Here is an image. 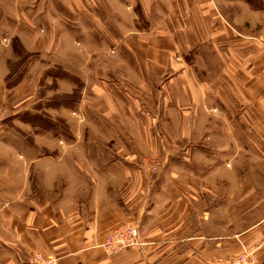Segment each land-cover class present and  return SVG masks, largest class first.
Wrapping results in <instances>:
<instances>
[{"label": "rangeland", "instance_id": "obj_1", "mask_svg": "<svg viewBox=\"0 0 264 264\" xmlns=\"http://www.w3.org/2000/svg\"><path fill=\"white\" fill-rule=\"evenodd\" d=\"M230 1L235 3L232 9L226 2L217 7L220 13L225 12L223 17L208 6L214 11L213 17L209 16L211 24L203 21L200 25L181 13L180 0L172 7H164L162 0H122L124 7L116 10L112 2L113 10L107 7V13L119 16L123 24L127 13L134 16L133 26L147 37L164 27L172 30L175 69L153 55L147 68L138 69V73L124 66L133 61L125 51L123 57L110 61L116 50L109 43L105 45L106 56L92 40L87 46L96 53L72 54V45L69 49L67 38L61 34L56 38L59 45L53 49L56 42L46 33L48 23L12 22L0 32V63L11 57L10 75L0 89V143L17 138L34 140L42 146L37 152L40 157L78 159L101 152L110 158H137L139 172L159 182L164 180L161 185L169 181L176 193L194 187L197 197L185 199L190 209L188 224L201 228L206 236L242 231L246 217L264 211V55L257 57L259 71L254 73L246 69V45L236 46L235 40L241 38L235 31L232 29L234 41L221 37L224 26H229L226 19L231 25L232 18L246 23V2H255ZM163 9L175 18L165 22L163 18L169 16L163 15ZM108 23L107 31L118 29L116 21L115 26ZM16 26L19 34L37 33L45 42L43 52L26 51L14 34ZM216 28L220 31L217 56L210 54L217 43L211 40ZM140 56L138 61L142 62ZM182 70L186 73L182 80L174 76V86L166 83L170 72L172 76L173 71ZM100 79L108 81L104 89L110 99L103 104L106 110L97 103L98 92L88 86ZM200 89L202 102H190ZM23 113L22 119L19 115ZM110 143L116 145L110 149L102 145ZM127 146L131 149H125ZM212 175L219 178L217 184L211 182ZM187 176L195 181L186 180ZM247 192H251L249 198Z\"/></svg>", "mask_w": 264, "mask_h": 264}, {"label": "crops", "instance_id": "obj_2", "mask_svg": "<svg viewBox=\"0 0 264 264\" xmlns=\"http://www.w3.org/2000/svg\"><path fill=\"white\" fill-rule=\"evenodd\" d=\"M109 2L0 0V7H4L2 12L0 10V32L4 33L12 22L42 21L48 23V36L52 41L55 38L53 49L59 45L56 38L61 34V37L67 38V46L72 45V54L96 53L87 46L88 41L92 40L104 56L107 54V43L115 48L116 52L109 58L111 62L123 57L124 51L130 55L133 61L123 64L130 71L136 70L138 73V69L147 68L153 55L162 57L169 67L175 69L172 30L164 27L150 33L151 38L149 35L147 37L145 32L133 26L136 20L134 16L127 13L123 24L119 16L107 13V7L110 12L113 10L112 2L116 4L115 10L118 7L122 9V0ZM162 3L164 7H172L175 0H162ZM224 3L231 9L235 5L230 0H180V11L182 14L185 12L186 19L194 22V25H200L203 21L211 24L210 17H213L214 11L208 6H213L217 16L223 17L225 12L221 11V14L217 7ZM231 9L227 8V11ZM167 11L163 9L164 16ZM246 14V23L232 18L231 25L225 18L229 26H224L226 30L221 32V37L228 36L234 41L235 31L236 36L244 40L241 43V39H236V46L239 47L238 43L246 45V69H253L256 73L259 71L257 57L264 55V0L246 2ZM168 16L163 18L165 22L175 18L170 17V13ZM104 22L116 24L118 29L107 31ZM15 28L14 34L26 51L43 52L45 42L40 41L37 33L19 34V28ZM218 29H214V39L211 38L217 42L210 49V54L215 56L218 53L217 39L220 37ZM75 42L80 46H76ZM141 54L142 62H139ZM9 59L11 57L8 56L0 63V89L8 74ZM172 73L166 83L173 86L175 79L182 80L186 74L185 70ZM247 73L248 77H252V73ZM106 81L100 79L98 83L88 85L98 92L97 103L103 110H106L103 104L110 100L104 90ZM117 81L120 82V79ZM178 87L181 90L182 84ZM198 93L190 102H202V89ZM0 134H3V130H0ZM10 138L14 139L9 137L8 140ZM17 139L19 142L0 143V264H28L27 259L33 252L56 256L59 264H210L215 259L233 256L242 246L257 247L255 264H264V211H259L257 215L252 212L253 218L246 217V228L242 231L226 236H206L201 228L188 224L190 209L185 199L197 197L194 187L185 185L189 189L176 193L169 181L161 185L164 180L159 182L139 172V160L127 155L126 158H110L102 156L100 152L78 159L72 156L40 157L37 152L42 146H38L36 141ZM102 145L110 149L116 144ZM125 149L130 150L131 147ZM187 161L190 163L191 159ZM186 180L195 181L191 176H187ZM211 182H219L217 175L211 176ZM250 194L247 192L246 198ZM124 222L139 227L140 245L106 255L99 245L109 231Z\"/></svg>", "mask_w": 264, "mask_h": 264}, {"label": "built area", "instance_id": "obj_3", "mask_svg": "<svg viewBox=\"0 0 264 264\" xmlns=\"http://www.w3.org/2000/svg\"><path fill=\"white\" fill-rule=\"evenodd\" d=\"M140 245L139 228L134 223H125L107 233L99 247L106 255L120 253L126 249L135 248ZM257 247H245L239 250L234 256L226 259H215L210 264H255ZM28 264H59V258L52 255H45L33 252L27 259Z\"/></svg>", "mask_w": 264, "mask_h": 264}, {"label": "trees", "instance_id": "obj_4", "mask_svg": "<svg viewBox=\"0 0 264 264\" xmlns=\"http://www.w3.org/2000/svg\"><path fill=\"white\" fill-rule=\"evenodd\" d=\"M7 66L9 67V69H11V63L10 62H7ZM9 75L10 74H8L7 75V77L6 78H8L9 77ZM67 77L69 78L70 77V75H67ZM71 79L70 80H72L73 82L75 81V82H77V80L76 79H74V77H70ZM19 117H22V119L25 117V113H23V114H21V115H19ZM25 121L27 122V120L25 119ZM29 122L30 123H34V122H32L31 120H29Z\"/></svg>", "mask_w": 264, "mask_h": 264}]
</instances>
